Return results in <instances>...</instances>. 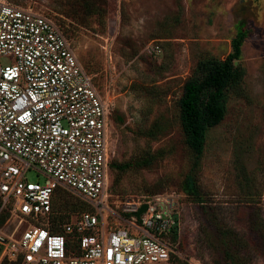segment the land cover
Instances as JSON below:
<instances>
[{"label":"rangeland","instance_id":"obj_1","mask_svg":"<svg viewBox=\"0 0 264 264\" xmlns=\"http://www.w3.org/2000/svg\"><path fill=\"white\" fill-rule=\"evenodd\" d=\"M0 1L49 15L63 29L110 103L111 163L157 154L150 166L120 175L111 168L109 204L125 218L127 201L160 199L178 215L177 258L165 264H264V0ZM241 21L249 29L238 62L246 76L229 91L226 117L210 130L195 168L178 101L201 60L224 59L232 51ZM149 44L161 50L153 53ZM157 118L166 121L165 133L154 141L139 136ZM190 175L196 191L188 189ZM26 178L46 179L34 169ZM2 204L0 198V230L20 235L29 224L12 212L2 222ZM91 210L80 196L60 188L50 223L61 227ZM110 220L127 226L113 215Z\"/></svg>","mask_w":264,"mask_h":264},{"label":"built area","instance_id":"obj_2","mask_svg":"<svg viewBox=\"0 0 264 264\" xmlns=\"http://www.w3.org/2000/svg\"><path fill=\"white\" fill-rule=\"evenodd\" d=\"M109 117L110 103L54 18L0 1V198L29 224L20 235L0 230V262L165 264L178 254L179 217L160 199L127 201L125 218L110 206ZM30 169L45 182L29 181ZM60 188L93 210L56 233L50 221Z\"/></svg>","mask_w":264,"mask_h":264},{"label":"trees","instance_id":"obj_3","mask_svg":"<svg viewBox=\"0 0 264 264\" xmlns=\"http://www.w3.org/2000/svg\"><path fill=\"white\" fill-rule=\"evenodd\" d=\"M248 34L246 23L241 21L237 34L232 39V51L227 57L224 59L210 57L201 60L195 73L184 83L178 101L179 119L185 142L196 154L195 168L199 166V160L205 152L210 130L220 125L226 117L229 91L240 86L246 76V69L238 62L242 58L243 45ZM116 120L119 123L124 121L119 115ZM167 128L166 121L157 118L140 131L139 136L154 141L163 135ZM156 159L157 154L148 151L130 162H112L111 168L117 170L120 175L131 168L140 169L150 166ZM187 185L189 190H197L193 175L189 176ZM11 207L4 209L2 222L10 216ZM71 207L73 211L77 208L75 204H71ZM60 221H63L62 216ZM52 230L56 233L62 232V228L56 222ZM176 258L177 256L173 255L171 260ZM0 264L9 263L3 260Z\"/></svg>","mask_w":264,"mask_h":264},{"label":"water","instance_id":"obj_4","mask_svg":"<svg viewBox=\"0 0 264 264\" xmlns=\"http://www.w3.org/2000/svg\"><path fill=\"white\" fill-rule=\"evenodd\" d=\"M148 208V205L147 204H144L136 213H134V215L136 217H139L141 214H143ZM175 218H178V215H175ZM179 230V227H178V223H177V226H176V231Z\"/></svg>","mask_w":264,"mask_h":264}]
</instances>
